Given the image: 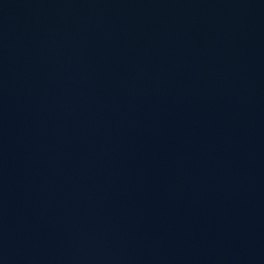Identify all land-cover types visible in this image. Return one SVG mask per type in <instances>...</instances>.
<instances>
[{
	"label": "water",
	"instance_id": "water-1",
	"mask_svg": "<svg viewBox=\"0 0 264 264\" xmlns=\"http://www.w3.org/2000/svg\"><path fill=\"white\" fill-rule=\"evenodd\" d=\"M0 264H264V0H0Z\"/></svg>",
	"mask_w": 264,
	"mask_h": 264
}]
</instances>
